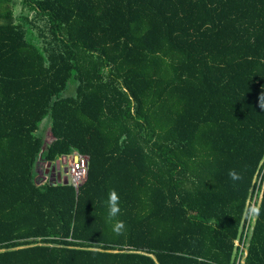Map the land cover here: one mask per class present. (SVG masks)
Returning a JSON list of instances; mask_svg holds the SVG:
<instances>
[{
    "label": "trees",
    "instance_id": "trees-1",
    "mask_svg": "<svg viewBox=\"0 0 264 264\" xmlns=\"http://www.w3.org/2000/svg\"><path fill=\"white\" fill-rule=\"evenodd\" d=\"M262 102L264 0H0V264H236Z\"/></svg>",
    "mask_w": 264,
    "mask_h": 264
},
{
    "label": "built area",
    "instance_id": "built-area-1",
    "mask_svg": "<svg viewBox=\"0 0 264 264\" xmlns=\"http://www.w3.org/2000/svg\"><path fill=\"white\" fill-rule=\"evenodd\" d=\"M75 156H78V160H75ZM74 165L71 166V171L67 172V181L71 180L75 187L84 182L86 176V166L87 160L85 157L80 156L75 153L71 155ZM69 171V170H68ZM254 184H256V190L252 197H248L245 203V210L243 218L240 225V235L234 241L235 247L238 249L236 264H242L244 257L246 256L245 247H247V241L253 230L255 220L257 218V213L261 198H263L264 193V170L262 173L258 174L254 178Z\"/></svg>",
    "mask_w": 264,
    "mask_h": 264
},
{
    "label": "rangeland",
    "instance_id": "rangeland-1",
    "mask_svg": "<svg viewBox=\"0 0 264 264\" xmlns=\"http://www.w3.org/2000/svg\"><path fill=\"white\" fill-rule=\"evenodd\" d=\"M17 12H20V9L17 10ZM50 129V128H49ZM47 129L45 132V142L47 144H51L52 140H53V136L50 132V130ZM60 162L59 163H55L54 165H51V167H48L46 169V164L42 161H40V165L38 166V171H39V179L44 181V179L48 180V182L50 183H60L62 185H66L68 184V182L72 183L71 180H69L67 182V172L69 174V172L71 171V166L74 165L73 163V158L70 156H63L60 158ZM69 170V171H68ZM68 178V177H67Z\"/></svg>",
    "mask_w": 264,
    "mask_h": 264
},
{
    "label": "clouds",
    "instance_id": "clouds-1",
    "mask_svg": "<svg viewBox=\"0 0 264 264\" xmlns=\"http://www.w3.org/2000/svg\"><path fill=\"white\" fill-rule=\"evenodd\" d=\"M261 107H264V102L261 103L260 105ZM229 176L233 179V180H238L240 179V176L235 172V171H230L229 172ZM111 200L113 201V203H115L118 200V197L116 196L115 193L111 194ZM119 209L115 206L112 207L111 209V214L115 215L116 213H118Z\"/></svg>",
    "mask_w": 264,
    "mask_h": 264
},
{
    "label": "water",
    "instance_id": "water-1",
    "mask_svg": "<svg viewBox=\"0 0 264 264\" xmlns=\"http://www.w3.org/2000/svg\"><path fill=\"white\" fill-rule=\"evenodd\" d=\"M75 160H78V156H75ZM68 182V181H67ZM56 183V182H55Z\"/></svg>",
    "mask_w": 264,
    "mask_h": 264
}]
</instances>
